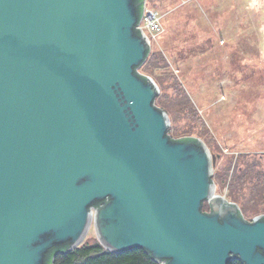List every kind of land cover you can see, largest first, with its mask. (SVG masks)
<instances>
[{
  "label": "water",
  "instance_id": "95a60500",
  "mask_svg": "<svg viewBox=\"0 0 264 264\" xmlns=\"http://www.w3.org/2000/svg\"><path fill=\"white\" fill-rule=\"evenodd\" d=\"M141 16L136 0H0V264H47L91 226L161 264H264V215L210 199L205 144L167 135L135 69Z\"/></svg>",
  "mask_w": 264,
  "mask_h": 264
},
{
  "label": "rangeland",
  "instance_id": "374dc122",
  "mask_svg": "<svg viewBox=\"0 0 264 264\" xmlns=\"http://www.w3.org/2000/svg\"><path fill=\"white\" fill-rule=\"evenodd\" d=\"M144 9L160 31L148 34L137 71L157 86L168 135L202 141L214 193L247 221L264 215V0H145Z\"/></svg>",
  "mask_w": 264,
  "mask_h": 264
},
{
  "label": "trees",
  "instance_id": "16d2710c",
  "mask_svg": "<svg viewBox=\"0 0 264 264\" xmlns=\"http://www.w3.org/2000/svg\"><path fill=\"white\" fill-rule=\"evenodd\" d=\"M144 2L145 0H136L139 14H141L144 9ZM135 69L137 70V68ZM156 98L157 96L155 97V99ZM170 138L175 141L184 142H192L197 140V138L193 137H183L177 139L172 137ZM248 177H250L248 173L241 172L237 177H235V179L239 180L241 183H245ZM211 180L213 181L212 177ZM204 205L205 202L202 205V210L206 212L204 210ZM239 215L244 219L240 210ZM47 264H161V262L154 261L150 257V255L141 248H134L120 253H112L106 251L99 244L97 239H89L85 240L80 246L70 251H68L67 247H62L60 249H52L48 256ZM227 264L243 263L237 257L231 256Z\"/></svg>",
  "mask_w": 264,
  "mask_h": 264
},
{
  "label": "built area",
  "instance_id": "2783aa9c",
  "mask_svg": "<svg viewBox=\"0 0 264 264\" xmlns=\"http://www.w3.org/2000/svg\"><path fill=\"white\" fill-rule=\"evenodd\" d=\"M138 29L147 37L148 40V34L154 35L160 31V24L155 13L149 10L145 11V9H143L141 19L138 23Z\"/></svg>",
  "mask_w": 264,
  "mask_h": 264
},
{
  "label": "bare ground",
  "instance_id": "6f19581e",
  "mask_svg": "<svg viewBox=\"0 0 264 264\" xmlns=\"http://www.w3.org/2000/svg\"><path fill=\"white\" fill-rule=\"evenodd\" d=\"M216 197V194L215 193H213V194H211V197H210V199H214Z\"/></svg>",
  "mask_w": 264,
  "mask_h": 264
}]
</instances>
